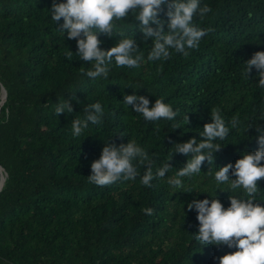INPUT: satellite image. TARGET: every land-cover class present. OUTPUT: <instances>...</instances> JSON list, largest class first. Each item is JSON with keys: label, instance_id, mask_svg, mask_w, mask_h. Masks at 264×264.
<instances>
[{"label": "trees", "instance_id": "obj_1", "mask_svg": "<svg viewBox=\"0 0 264 264\" xmlns=\"http://www.w3.org/2000/svg\"><path fill=\"white\" fill-rule=\"evenodd\" d=\"M52 3L0 0V264H219L218 257L236 249L200 244L197 213L187 204L218 198L229 207V196L241 190L217 185L214 173L258 149L255 129L245 128L250 120L264 126V89L255 68L246 75L244 63L264 51V0H201L212 12L193 23L212 31L187 57L173 52L168 61H147L152 39H143L134 14L116 21L115 31L132 36L145 60L139 68L113 63L108 79L96 80L84 75L92 65L79 60L76 41L58 31L63 20L51 19ZM166 11L163 6L159 15L165 31ZM98 36L103 50L120 39ZM132 94L146 96L149 107L162 99L178 116L147 122L122 103ZM66 99L74 111L55 115ZM96 102L104 108L102 124L89 123L73 137L72 120L83 119V109ZM213 110L226 124L238 115L242 126L215 141L222 149L211 164L206 160L199 174L182 178L183 188H172L168 178L191 159L174 153L175 143L201 139ZM129 140L153 157L154 173L171 159L165 178L145 187V169L138 166L134 181L89 183L91 163L105 143ZM258 186L257 200L264 202V179ZM144 208L154 214L145 215Z\"/></svg>", "mask_w": 264, "mask_h": 264}, {"label": "clouds", "instance_id": "obj_2", "mask_svg": "<svg viewBox=\"0 0 264 264\" xmlns=\"http://www.w3.org/2000/svg\"><path fill=\"white\" fill-rule=\"evenodd\" d=\"M163 6L167 7V31L165 21L159 18ZM212 9L209 5H201V0H53L51 19L59 24V30L69 40H75L79 60L89 63L92 67L84 75L92 80L108 79L113 63L118 68H139L144 56L138 54L137 41L123 32L115 31V22L127 20L134 14L138 21L139 31L143 39H152V46L147 55L148 62L168 61L173 52L189 55V50L198 49L199 44L212 29H204L193 23L194 18H205ZM151 25H155L152 27ZM98 33L108 37L119 35L120 39L114 46L103 50ZM72 51L66 53L71 62ZM245 73L249 77L255 68L258 76L257 85L264 89V51L255 52L245 63ZM124 105L131 106L133 112L141 114L147 122L160 120L174 121L178 111L162 99H156L149 107L150 100L143 95H125ZM72 100L66 99L55 108V115L72 113ZM83 119L75 118L71 124L73 137H80L92 125L103 122L104 108L100 102L88 105L83 109ZM185 121L189 123L188 116ZM242 122L239 116H233L226 124L219 110L211 111V122L203 125L201 139L195 137L182 143H175V152L191 157L174 177L168 178L169 185L174 189L184 187V177H192L201 172L203 162L211 164L215 154L222 147L215 141L225 140L231 130H239ZM174 129L180 128L173 124ZM255 129V140L258 149L245 152L234 164L228 163L219 167L214 173L217 185L228 184L232 191L241 190L237 195H230V206L225 208L218 198L193 199L187 204L188 211L196 210L199 227L195 239L202 245L226 246L236 249L218 257L219 264H264V202L257 200L260 187L258 182L264 179V126L250 120L245 128L246 133ZM171 159L153 172L154 159L145 148L134 140L121 143L106 142L99 159L91 163V175L88 182L98 186H110L118 181H134L137 178L138 166L145 172L140 178L145 187H152L154 179H163L172 165ZM231 176L234 179L230 178ZM210 171V170H209ZM191 192V191H187ZM145 215H153L154 209L144 208Z\"/></svg>", "mask_w": 264, "mask_h": 264}, {"label": "water", "instance_id": "obj_3", "mask_svg": "<svg viewBox=\"0 0 264 264\" xmlns=\"http://www.w3.org/2000/svg\"><path fill=\"white\" fill-rule=\"evenodd\" d=\"M3 100H4V89L2 86H0V104L3 102ZM3 180H4V175H1L0 176V187H1Z\"/></svg>", "mask_w": 264, "mask_h": 264}]
</instances>
